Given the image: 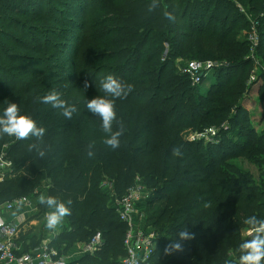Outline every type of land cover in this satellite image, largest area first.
Returning <instances> with one entry per match:
<instances>
[{"label":"trees","instance_id":"16d2710c","mask_svg":"<svg viewBox=\"0 0 264 264\" xmlns=\"http://www.w3.org/2000/svg\"><path fill=\"white\" fill-rule=\"evenodd\" d=\"M237 1L259 24L254 55L264 62V0ZM151 3L0 0V115L5 101L19 104L22 114L46 129L44 144L49 146L46 157L37 159L28 148L34 137L0 136V155L13 162L12 173L0 182V205L28 197L23 194L49 174L47 195L71 210L53 246L66 254L98 233L103 237L94 255L69 264H120L125 256L127 226L101 187L106 176L119 197L140 174L142 184L153 191L149 221L157 237L151 264L238 260L239 244L250 239L244 237V219H264V130L250 125L243 106L253 59L241 33L250 30V21L230 0H159L150 12ZM193 60L222 65L204 79L212 80L210 89L198 96L181 69ZM109 74L132 86L116 100L125 131L115 150L102 142L99 117L85 109L78 119L87 100L105 95L100 81ZM260 77L264 103V73ZM53 89L77 106L70 120L36 100ZM212 126L220 127L216 144L192 142L185 135ZM91 142L94 155L89 158ZM176 147L182 155H173ZM238 160L259 175L243 169ZM38 211L49 209L39 204ZM183 228L195 239L184 242L183 253L163 256L165 244ZM24 246L28 252L36 245Z\"/></svg>","mask_w":264,"mask_h":264},{"label":"clouds","instance_id":"9594fccd","mask_svg":"<svg viewBox=\"0 0 264 264\" xmlns=\"http://www.w3.org/2000/svg\"><path fill=\"white\" fill-rule=\"evenodd\" d=\"M159 7V0H152L148 10L154 11ZM164 16L174 21L175 17L165 12ZM90 87L87 80L84 81V89ZM100 88L105 94L104 96H96L91 100H87V110L99 117L102 121L101 128L105 133L103 143L115 150L120 147V137L124 134V126L117 116L116 100L121 99L131 91V85H125L119 78L112 74L107 75L100 81ZM36 100L44 105H49L52 109L58 110L60 115L70 120L74 113L78 111L75 104L68 103L62 98V93L53 89L42 96H37ZM6 107L0 115V136L15 137L17 140H28L35 138V143L29 144V151H35L37 159L46 157L49 146L44 144L46 129L38 126L37 121L28 114L21 113V107L14 102L5 101ZM114 124L117 129L114 131ZM95 142L88 145L87 155L91 158L94 155L92 151ZM173 155H182L179 147L173 149ZM40 205L45 206L49 211L46 213V227L55 229L64 219L71 214L70 207L63 201L53 195L41 194L38 198ZM71 201H68V205ZM243 223L247 226L246 233L250 239H245L238 246V260H226L225 264H264V219L258 218L256 215L248 216ZM195 239V234L187 228H183L177 233L176 239H171L165 244L162 254L163 256H172L185 251L184 242ZM135 264V261L133 262Z\"/></svg>","mask_w":264,"mask_h":264},{"label":"built area","instance_id":"2783aa9c","mask_svg":"<svg viewBox=\"0 0 264 264\" xmlns=\"http://www.w3.org/2000/svg\"><path fill=\"white\" fill-rule=\"evenodd\" d=\"M230 1L235 2L239 12L250 21V32L247 41L250 44L251 51L254 53L260 41L259 24L252 18L245 7L237 3V0ZM251 58L255 60L254 55ZM221 66L214 61H191L183 68L182 74L189 78L193 87H198L205 78ZM255 78L251 77L249 85H252L257 80ZM257 82L258 88H260L263 82L261 79H258ZM188 139L192 142L205 139L207 143L216 144L218 132L214 128H208L203 132L191 134ZM12 169L13 162L7 158L6 154L0 155V182L6 178L8 173H12ZM143 189L139 183H136L114 205L120 220L127 226L124 239L125 256L121 259L120 264H133L134 261L135 264H151L156 252L157 235L155 231H150L146 225L138 221ZM22 207L29 209V212H37V209L32 206V199L28 197L17 198L0 205V264H69L71 258L67 253L61 254L53 246V242L62 232L61 223L55 229H50L49 238L33 250V253L24 251L23 244L20 242V235L25 222H11L4 216V213H11ZM45 216L44 221L46 222ZM80 246L82 255H94L102 248L103 237L98 233L89 242L81 243Z\"/></svg>","mask_w":264,"mask_h":264},{"label":"rangeland","instance_id":"374dc122","mask_svg":"<svg viewBox=\"0 0 264 264\" xmlns=\"http://www.w3.org/2000/svg\"><path fill=\"white\" fill-rule=\"evenodd\" d=\"M235 3V2H233ZM237 3L240 5V3L237 1ZM236 5V3H235ZM237 7V5H236ZM239 11V10H238ZM250 30L247 32H242V36L246 39L248 37ZM251 51V55H254V53ZM255 60H253V63L251 65V73H250V80L251 81V77H256L257 80L261 79L260 75L263 74L264 72V62L257 58L256 55H254ZM180 60L176 61L177 63ZM193 61H212V60H193ZM191 62V61H189ZM188 62V63H189ZM218 64L221 65V63L214 61ZM184 67H182L181 69H183ZM211 75V74H210ZM209 75V76H210ZM255 78V79H256ZM257 80L251 85L249 92L246 93L244 99H243V106L244 108L247 110V112L249 113L250 116V125H252V127H254L257 131L261 132L264 130V103L260 101L259 96L257 97L256 94L257 93V89H258V82ZM212 80L210 78H208L206 81H204L200 86L195 87L198 88L196 90V96H198L199 94H203L206 93L209 89H210V85H211ZM257 82V83H256ZM192 85V84H191ZM85 109H87V107L85 106V108L81 111V114L79 115L78 119L81 118L82 113L85 111ZM225 127V129H227V126L223 125V128ZM211 128H214L217 132H218V140L219 138V133H220V127H216V126H212ZM191 134H195L191 131H188L185 133V135L187 136V138L191 135ZM200 141H203L204 143H207L205 139H202ZM4 154V153H3ZM2 155V154H1ZM233 162V161H232ZM236 164L240 165L243 169L248 170L250 172H252L256 177L259 175L258 174V170L256 168H254L252 165L248 164L247 162L243 161V160H238L237 162L235 161ZM142 177L141 174L137 176L136 178V183H139L144 189L143 194H142V201L140 203V207H139V215H138V221L141 222V224L146 225L150 231H155V228H153V226H151V222L149 221V216H150V211L148 208V203L150 202V200H152L154 198V194L153 191L151 189H148L145 187V184H142ZM51 177L48 174L45 179L43 180L42 184L37 186V187H32L31 189H29L26 193H24L23 195H27L29 198H31L33 201H35L37 203V205H39L38 202V198L41 194L47 195V191L49 188V185L51 184ZM101 187L104 191V193H106L109 197V205L111 207H114V205L116 204L117 200L120 199V197L118 195H116V190H115V183L114 181L111 179V177L106 176L104 177L102 183H101ZM20 196V195H18ZM15 197V196H14ZM17 197V196H16ZM12 197L8 198L7 200H10ZM122 198V197H121ZM158 205H155L154 208H156ZM47 212L46 211H42V214L38 217V219H43L44 220V216ZM39 220L41 221L39 223V227L44 226L43 222L45 223V221L43 220ZM40 229V228H39ZM23 228L21 229V235H23L24 233ZM244 237H249L247 235V233L245 232ZM42 240H40L39 242H41ZM37 244V243H36ZM76 245L71 249V250H77L75 249Z\"/></svg>","mask_w":264,"mask_h":264},{"label":"crops","instance_id":"0c3cea01","mask_svg":"<svg viewBox=\"0 0 264 264\" xmlns=\"http://www.w3.org/2000/svg\"><path fill=\"white\" fill-rule=\"evenodd\" d=\"M257 93H255V95H257V97L259 96V88L257 89ZM32 206L33 208L37 209V212L33 213V212H29V209L22 207L20 209H17L11 213H4V216L6 217L7 220L9 221H24L25 224L22 226V228L26 231H24L23 235H20V242L23 244V249H24V245L26 244L27 246H29L30 244H35L36 246L31 247V249L26 253H33L38 246L41 245V243L48 239L50 236V229H48L46 227V222L44 224V226L39 227V223L41 221V219H38V217L42 214H40V212L38 211V205L35 201L32 200ZM43 220V219H42ZM44 221V220H43ZM63 226V225H62ZM61 226V227H62ZM40 228V229H39ZM40 240H42L41 242H39ZM25 243V244H24ZM37 243V244H36ZM81 243L76 244V248L77 250H70L67 255L71 258V261H80L82 260L85 256L82 255L80 253L81 250Z\"/></svg>","mask_w":264,"mask_h":264}]
</instances>
